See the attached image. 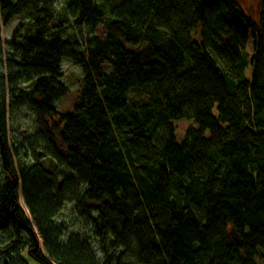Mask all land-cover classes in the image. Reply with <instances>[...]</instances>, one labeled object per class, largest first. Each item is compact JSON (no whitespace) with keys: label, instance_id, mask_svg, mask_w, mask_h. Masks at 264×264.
Returning <instances> with one entry per match:
<instances>
[{"label":"trees","instance_id":"1","mask_svg":"<svg viewBox=\"0 0 264 264\" xmlns=\"http://www.w3.org/2000/svg\"><path fill=\"white\" fill-rule=\"evenodd\" d=\"M259 5L255 19L239 0H0L3 24L20 19L0 77L1 264H28L26 251L39 264L264 263ZM65 60L82 81L60 111ZM24 106L38 131L13 141Z\"/></svg>","mask_w":264,"mask_h":264},{"label":"rangeland","instance_id":"2","mask_svg":"<svg viewBox=\"0 0 264 264\" xmlns=\"http://www.w3.org/2000/svg\"><path fill=\"white\" fill-rule=\"evenodd\" d=\"M239 3L245 8L247 13L251 16H253L255 19L258 18V12H259V0H239ZM20 21V19L16 18V20H13L10 24L6 25L3 24L0 21V54L3 56V60H0V77L1 73L5 66V63L7 62L6 59L8 58V55L12 54V48L9 41L13 38L12 35L14 31L16 30L17 24ZM249 49L252 47V41H250L248 45ZM252 50V49H251ZM63 80L66 83V85L71 90V93L68 96L63 97V99H60V105L59 110H70L76 101L81 87V81H82V71L81 68L75 65L71 61L65 60L63 63ZM15 114V115H14ZM14 117L12 118V116ZM9 120H11V127H10V139L11 140H23L24 136L35 134L38 131V128L35 124V113L33 112L32 108L28 106H24L23 108L20 107L19 110H17L12 115H9ZM13 121V122H12ZM192 124L189 120H180L175 122V126L177 128V136L179 139H182L186 133V130L188 129V126ZM0 173V180H1ZM22 205L26 208L25 203L22 201ZM26 257V261L28 264H39L38 262L31 259V257L28 255L27 251L24 254ZM2 257H0V264L2 263ZM264 264V263H263Z\"/></svg>","mask_w":264,"mask_h":264}]
</instances>
